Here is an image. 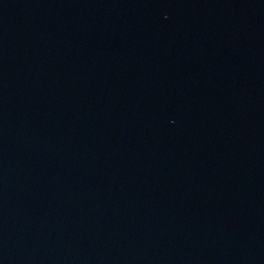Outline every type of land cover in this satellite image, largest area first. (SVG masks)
Segmentation results:
<instances>
[{
  "label": "water",
  "instance_id": "1",
  "mask_svg": "<svg viewBox=\"0 0 264 264\" xmlns=\"http://www.w3.org/2000/svg\"><path fill=\"white\" fill-rule=\"evenodd\" d=\"M0 264H264V0H0Z\"/></svg>",
  "mask_w": 264,
  "mask_h": 264
}]
</instances>
